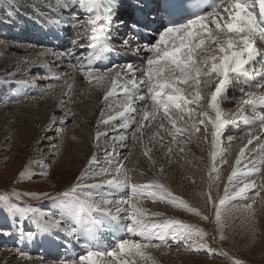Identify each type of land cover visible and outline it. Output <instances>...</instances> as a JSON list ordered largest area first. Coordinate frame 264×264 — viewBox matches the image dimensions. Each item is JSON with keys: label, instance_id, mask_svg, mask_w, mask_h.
Returning a JSON list of instances; mask_svg holds the SVG:
<instances>
[{"label": "snow or ice", "instance_id": "snow-or-ice-1", "mask_svg": "<svg viewBox=\"0 0 264 264\" xmlns=\"http://www.w3.org/2000/svg\"><path fill=\"white\" fill-rule=\"evenodd\" d=\"M122 5L123 0H55L56 8L68 13L64 17V26L72 29L69 46L52 53L57 66L67 62L69 70L78 69L89 84L94 83L97 87L109 81L111 87L106 91L104 101L113 96L122 97L116 108L108 106V110L114 114L98 121V126H109L120 121L115 125L116 129L127 130L139 118L135 131L140 132L142 138V130L147 126L145 121L150 123L159 113H163L176 132L182 133L189 130L176 127L173 113H184L185 110L190 120L194 115L198 117V121L193 120L191 125L195 132L204 126L208 133L210 124L212 171L218 180L217 158L227 163L223 160L222 137L229 125L238 122L235 116H227L222 108V104L230 99L229 89L243 83L245 87L239 91L241 97L247 95L248 98L242 99V105H249L254 110L257 107L264 109V92H245V88L264 89V71L255 70L256 62L264 61V0H157L154 10L127 24L135 41L121 33V26L126 23L120 19ZM132 7L137 12H143L147 7L146 0H133ZM141 35L151 39H146L141 45ZM120 53L134 56L139 63L129 60L112 64L106 69L93 66L94 62ZM45 78L60 80L63 77L48 74ZM255 78H259V82L254 83ZM203 88H214V91L202 94ZM204 104L206 107H203ZM254 118L264 127V111H256ZM242 119L247 120L248 117L243 116ZM60 123L66 125L67 121L61 120ZM52 124H55V120ZM62 134V130L57 133ZM101 136L107 137L108 132H96L94 139L97 146ZM113 138L121 142L127 139L125 135ZM188 138L190 140L191 133ZM105 151L109 162L118 155L114 151ZM144 155L152 159L151 148H147ZM243 155L244 149H241L236 166L241 165ZM96 162L94 153L89 165ZM89 171L92 172L91 176L82 174L74 186L53 198V203L61 212L59 218L39 213L38 225L43 231L59 230L84 249L78 256L64 259L60 264H136V258L152 260L146 250L149 247L159 249L167 246L165 241L169 237L183 243L189 251L210 250L205 241L208 234L199 227H175V221L147 219L149 215L159 216L160 213H148L141 206L143 199L177 207L185 204L162 182V178L145 184H130V177L122 164L115 168L100 167L96 171L89 168ZM162 171L160 169L161 174ZM239 171L233 167L227 178L229 184L241 183ZM252 171L259 170L249 169V172ZM107 176L111 178H104ZM89 178L98 179V182L83 183ZM256 187L255 182H247L230 191L226 184L223 198L214 201L210 184L208 200L214 204V218L210 220L207 215L201 218L216 225L219 234L214 238H226L223 229L226 227L229 203L245 198L249 190ZM129 188L130 196L116 200L111 198V193ZM255 194L259 196L260 192L256 191ZM16 195L19 199L22 195L36 197L38 194ZM113 203L125 204L127 208L117 207L113 213L110 207ZM245 208L251 209L252 205L246 204ZM27 210L34 214L37 212L34 207ZM187 210L199 214L191 206ZM103 232L113 235V245L104 250L98 246V238ZM117 232L140 239L116 238ZM94 242L96 246H93ZM231 264H244V261L235 258Z\"/></svg>", "mask_w": 264, "mask_h": 264}, {"label": "bare ground", "instance_id": "bare-ground-1", "mask_svg": "<svg viewBox=\"0 0 264 264\" xmlns=\"http://www.w3.org/2000/svg\"><path fill=\"white\" fill-rule=\"evenodd\" d=\"M0 2L1 5H4V3L6 4L4 5V8L7 16H10V19L7 20H5L6 18L2 19V17L0 16V20H4L0 21V31L4 27L7 28V26H16L19 28V30L21 28L26 29V33H29L30 35L28 36L25 34V37L21 39V41H25L24 43L21 42L22 44H18V42L15 41V43L17 42V46H15V43L11 42L10 40L6 41V43L4 42L5 44L0 43V96L3 97V95H6V100L10 101L7 106L1 105L0 107V138H14L13 148L15 149V151H19L21 145L24 143L28 142L29 144H32L34 142V138L38 135L39 132L40 134H45V136H50L51 134H53L56 135L57 141H54L57 144L56 147H54L55 149H57V152L53 158L55 161L53 163L51 162L52 168L54 169L55 173L61 174L62 172L66 171H74L78 173L82 171L85 172L86 170V174L88 176H91L92 172L87 169V166H89L92 171H96L101 167L99 164H97L99 160H96V163L89 165V161L92 159L93 154L95 153L96 155H98L97 148L99 147V152L101 153L100 157L106 158L105 150H107L109 152L114 151L118 154L115 156H119V159H123L121 162H119V160L115 159V156H113L114 159H111L110 165L108 167L104 166V168H115L117 165L122 164L123 168L127 171V175L130 177V184H145L148 183L145 181L150 180L151 178H153V176L162 178L160 174V169H162L164 160L168 156H172V158L175 157L176 160H178L177 158L179 157L180 153H177L175 146L183 142L181 140L183 136L189 137L191 133L190 140L189 138L187 140L188 142H190V144H192L189 147L191 151H189L188 155L183 154V156L193 157L194 154L200 152L199 150L201 149L202 144L199 143L198 139L203 138V141L205 142V144H203V147L205 148L204 156L206 157L207 161L211 162L212 165V148L210 134L211 125H208V133L205 132L204 126H200L201 130L195 132L192 129L191 125L193 120L198 121V117L194 115L190 120L189 116L187 115V110H185L184 113H173V118L176 119V127L182 129L187 128L189 130L182 133H177L176 130L169 123L168 118L164 117L161 113H159L157 115V118L151 121L150 123L148 121H145V124L147 126L144 127L142 130V138L140 132H134L136 128L127 129L133 130L132 132H134L129 134L127 130H117L116 128H112L110 125L109 126L111 128L109 127L107 129H104L107 126L103 124H99L98 126V121H100L101 119H107L108 115L114 114L108 110V106L112 105L114 108H116L117 105L121 103L122 97L113 96L110 97L108 101H104L103 97L106 91L111 87L109 81H105L102 87H97L94 83L89 84L78 69L69 70L67 67V62H65V64L62 66H57V62L55 61V58L52 53L59 52L61 49L68 47L70 42L69 37L72 33L71 28L64 26V17H66L68 13L64 9L56 8L55 0H0ZM14 2H16L15 5ZM132 4L133 0H123V5L120 10V17H125L124 20L128 17V15H130V13L128 12L130 9L128 7H132ZM24 6H26L25 9L23 8ZM21 7L26 12H32L34 18L30 19L22 15L21 12L23 10ZM45 10L49 13L45 14ZM43 14L47 16H44ZM81 16H83V13H81ZM57 20L60 21L59 24L56 23ZM33 21L35 25H33ZM31 25L34 26V31H30ZM128 32L129 31L127 26H121L122 35L128 36L130 39L135 41V38L133 36H130ZM7 35L9 34L7 33ZM42 36H45L44 40H42ZM27 39L30 40L28 41ZM135 46L136 44L133 43V47ZM39 48L40 51H38ZM76 51L79 52L80 50L77 48ZM111 60L112 61L110 65H108L109 62H107L108 66L103 69L111 67L112 64H122L129 60H133L134 62L139 63V60H137L134 56L125 55L122 53L121 55L114 54ZM24 61H28V63H24ZM260 65H262L261 62L258 63L257 67ZM26 66L28 67L27 69H25ZM49 66L52 67V69H48ZM93 66L97 69H102L96 67L95 62ZM40 71H43L44 73L42 74H44L45 76L48 74L62 75L63 78L60 80L52 78H50L51 80L47 79V81L52 82L46 81L47 86L45 85L46 88L49 87V89L51 90V83H64V87L62 89L63 94L61 95V97L55 95V93L53 95L52 93H45V91H39L38 89L33 88L34 85L27 83L28 80L26 81V78L28 77V75H30V73H34L37 76ZM258 71H264V68H260ZM43 76H41V80ZM253 82H259V78H255ZM69 85H71V87H69ZM241 87H245L243 83L237 84L235 85V87H231L228 92V96L230 97V99H228L225 103L222 104L224 113L229 117L235 116L238 121L236 124L229 125L227 130L231 132L228 134L225 133V136L222 137L224 138L228 135L230 136V134H233V137H229L230 139L227 140L226 145L223 146V144L226 142L223 141L224 143H222V148L225 153L223 156V160L227 161V166L228 164H230L231 168L237 167L235 165V161L237 157L240 156V150L244 149V155L243 157H241V163L254 161L253 159L258 156V166L256 169L259 170L260 165L264 164L262 163V161H264V127L261 126V122L258 119H255L254 116L256 111H264V109L257 107L254 110L249 105H242V99H247L248 97L247 95L241 97L239 91ZM201 91L202 94L210 93L214 91V88H203L201 89ZM249 91L254 93H261L264 92V89H258L255 87L245 88V92ZM17 96H20V98L24 100L15 103L13 100H16L15 98H17ZM76 99H79V101H77ZM234 99H237L238 101L236 105L237 109H232L229 107L230 103H232ZM1 102H5V100L1 99ZM137 106L139 107V102ZM70 107L72 108L71 110L73 113H70V115H68V113L60 114V112L62 111L66 112V110ZM203 107H206V104H204ZM241 107L243 108V111H241ZM102 110L104 112L103 117L101 116ZM182 116L183 119H180V117ZM243 116H247L248 119H242ZM71 119L74 120V123L69 128L68 132H64L63 128H66V125H62L60 123L61 120H65L68 122V120ZM53 120H55L54 125L52 124ZM117 122L119 123L120 121H116L112 125ZM138 123L139 118H137V123L133 124L132 127H137ZM161 124L164 125L163 128H161ZM38 125L39 128H37ZM248 125L252 127L258 126V128L256 131L252 129V131L249 132L245 131L247 133L242 136L241 132L244 131L245 126ZM57 127L60 130H58ZM49 128H53L55 132H52L51 130L49 131ZM4 130L7 131L4 132ZM61 130L63 131V134L57 135V133H59ZM97 131H107L108 138H112L111 141H108L109 139L105 140V136H101L99 138V143L100 139L103 138L102 143L100 146H97V143L94 139ZM121 131L126 133L128 135V138H133L135 136V138L138 139L139 145H136V143L132 141V144L136 146L133 148V151H131V154H129V150L131 149L130 145H132L130 142L131 139H126V141L121 142L113 138L124 134L121 133ZM2 132L5 133H3V137L1 136ZM69 132H71V135L69 134ZM178 135H180V137H177ZM239 135H241L240 138L238 137ZM73 137H75V139H73ZM114 140H116V142ZM250 140L252 141V143H249ZM147 148H151L152 159H149V161H151L152 164L155 165V171L148 169V164L144 162L145 160L143 161L140 155L142 153V150L145 151ZM226 154H229V156H226ZM106 161L109 160L106 158ZM216 163H218L219 165L221 164L220 167H218L219 165H216V168L218 170L222 168V166L225 164L221 162L220 157L217 158ZM170 168V171L168 170L169 176L163 177L164 180L166 179V182L173 183L175 185V188H178V191L180 189L185 190V188H189L190 185L189 181L187 180L189 173H187L186 168L180 165L179 162L173 165L171 164ZM256 172L257 176L261 175V172ZM252 174L254 176L248 177L246 178V180L251 179V181H249L252 182L259 178H256V174L254 172ZM104 178H111V176H107ZM180 178L184 179L180 181ZM97 181L98 179L96 180V182ZM37 182L49 183V180L48 178H40ZM256 185L257 187L253 189V191L249 190V192L251 191L252 193H256V191L261 189V195H259L257 200L256 197H252L255 193H251L249 196H246L245 198H249L248 201L241 205L243 206V208H240V212L237 211L239 212L238 215H241L240 219L245 222L244 226L248 222L250 224L251 221L256 218L257 214L255 213V211L258 210V208L261 209L258 203H261L262 201L264 202V178H261V180L257 182ZM94 191L96 190L94 189ZM104 191L107 193L108 190L105 189ZM204 193L206 192L204 191ZM121 194H124V196L130 195V188L122 189L111 193V198L113 200L120 199V197L118 196ZM246 204H251L252 208H245ZM256 204L258 205L256 206ZM48 207L53 208L54 204L51 203L50 205H48ZM110 207L113 213H115L117 207H120L121 209H126L127 205H117L113 203ZM121 215H123V212H121ZM56 216L59 218L61 216V213L56 214ZM256 221L254 222L255 224ZM27 225L29 226L25 227V229H23V227L21 229H18V226L15 223L9 225L0 223V241H3L4 244H11L14 243L16 239V242L20 248L24 250H30L25 254H20L17 251H4L1 252V255L3 256L2 259L5 261L13 260L12 264H60V262L64 259L61 258L60 262H58L59 256L57 255L60 254L59 251L61 252L63 250H59L61 246L52 242L54 239L59 238L60 233L57 232L58 238H54L52 233L48 235L39 233L37 235L30 236V234L37 233L38 230L36 229L38 228L35 227L37 226V222H29L27 223ZM5 231H8L9 233L13 234H1V232ZM52 231L56 233L57 230L53 229ZM108 233L110 232H103L100 236H102L104 239H109L107 237L113 235L112 233L110 235ZM115 235L116 238H135L128 236V234L122 232H117ZM5 237H7V240L3 239ZM99 238L98 246L100 245V247H102ZM60 242L61 241L59 239V243ZM106 244L108 245V243ZM65 245H71V247H69V250L71 251V253L69 254L70 258H74L84 251L81 245H78L75 241L70 240V238H67L65 240ZM40 246L43 248L53 247V259H55L56 262L42 261L43 259L41 257L33 258L31 256L32 251H35L33 249H36ZM93 246H96V242H94ZM171 251L172 250H168L166 248L156 249L149 247L146 252L151 255L152 260L141 261L139 258H136V264H149L150 262H155L158 264H170L172 258L170 259L169 253ZM19 255L22 257H20ZM27 259H29V261H27ZM195 259L199 258L195 257Z\"/></svg>", "mask_w": 264, "mask_h": 264}, {"label": "rangeland", "instance_id": "rangeland-1", "mask_svg": "<svg viewBox=\"0 0 264 264\" xmlns=\"http://www.w3.org/2000/svg\"><path fill=\"white\" fill-rule=\"evenodd\" d=\"M15 4L16 2H14V5ZM4 5L6 4L4 3ZM4 5H1V2H0V7L2 6L0 10V16L2 17V19L6 18L5 20H7V19H10V16H7ZM25 7L26 6H24L23 8L25 9ZM23 8H22L23 13L32 15V12H25ZM0 21H4V20H0ZM11 27L12 26H7V28L4 27L1 29L2 33L0 31L1 33L0 43L5 44L6 41H9V40L14 43L15 41H17L18 44L24 43L25 41H21V39H19L15 35H7L8 33L7 31H10L8 28H11ZM17 42L14 44L15 46H17ZM27 43H32V42H27ZM38 51H40V48ZM27 68L28 67L26 66L25 69ZM48 69H52V67L49 66ZM42 73L44 72L40 71V73H38L37 76L34 73L33 74L30 73V75H28V77L26 78V81L28 80L27 83L34 85L33 88H36L39 91H45V93L46 92L52 93L53 95L55 93V95L61 97V95L63 94L62 89L64 87L63 86L64 83L53 82L54 84L53 83L50 84V87L52 88L50 90L49 87L46 88L45 85L47 82H52V81H47V79H50V78H45L46 76ZM41 76H43L42 80H41ZM1 99L5 100V102H1ZM6 99H7L6 95H3V97L0 96V107L1 105L7 106L9 104L10 101H7ZM15 99L16 100H13L15 103L19 101L21 102L24 100L20 98V96H17V98ZM76 100L79 101V99H76ZM234 100L232 103H230L229 107L232 109H237L236 105L238 101L237 99H234ZM71 109L72 108L70 107L66 110V112L62 111L60 112V114L68 113V115H70V113H73ZM180 119H183V116L180 117ZM73 123H74V120L72 119L68 120L66 124V128H63V131L68 132L69 128L72 126ZM116 124H118V122L115 123L114 125L111 124L110 126L115 129ZM110 126H107L104 129H107ZM37 128H39V125L37 126ZM130 128L134 129L136 127L131 126ZM257 128L258 126H255V127H252L249 125L245 126V129L244 131L241 132L242 133L241 135L244 136L247 132L252 131V130L256 131ZM50 129L52 132H55L53 128H50ZM58 130L60 129L58 128ZM6 131L7 130H4V132ZM127 131L129 134L135 132V130L134 132H132L133 130H127ZM4 132H2V135H1L2 137L5 134ZM230 132L231 131L227 130L226 134ZM70 133L71 132H69V134ZM121 133H124V132L121 131ZM122 135H125L127 137V140L131 139L130 141L131 144H132V141H134L136 145H139L137 138L135 139L128 138V135L126 133ZM232 135L233 134H230V136L228 135L222 138V143L226 142L223 144V146L227 144L228 139L233 137ZM241 135H239L238 137L240 138ZM177 137H180V135H178ZM4 138L5 137H3L2 139L0 138V198H2V200H0V223H4V224L15 223L18 226V229H21L22 227L23 229H25V227L29 226L27 225V223L36 221L37 226L35 227L38 228L36 229L38 231L37 233L30 234V236L37 235L39 233H43L47 235L52 233L54 238L58 237L56 233L53 232L52 230L45 232L39 227L38 225L39 213L43 212L52 218H58L56 214H60L61 212L58 209L57 205L53 203V198L57 197L58 194L63 193L66 190H68L70 186H74L77 183L78 177H80L82 174H86V170L85 172L82 171L78 173L74 171H71V172L66 171V172H62L61 174L54 172L51 162L53 163L55 161L53 158L57 152V149H55L54 147H50V146L56 147L57 145L55 143L57 142L56 135L51 134L50 136H45V134H40L39 132L38 135L34 138V142L32 144H29L28 142L22 144L19 151H15V149L13 148L14 138L12 139L11 138L4 139ZM182 138L181 140L183 142L175 146L177 153H180L179 157L177 158L178 160H176L175 157L172 158V156L166 157L162 165V170H163L162 174L161 173L160 174L162 176V182H164L165 185L177 197H180L185 202V204L177 207V206L164 203V202H159V201L153 202L151 199H143L141 206L147 209L148 213H160L159 216L149 215L147 219L151 221H157V222L175 221L177 222L174 225L175 227L196 226V227H199L200 229L205 230L208 234L205 237V241L210 250L209 251H204V250L189 251L185 248L183 243L174 241L169 237L165 241L167 246H162L161 248L172 250L169 253L170 259L172 258L170 264H211V263L212 264H231L232 260L235 258L242 259L244 261V264H264V202L263 201L261 203H258L261 209L258 208V210L255 211V213L257 214L256 218H254L250 224L248 222L247 223L248 225L246 224L245 226H244L245 222L240 219L241 215L239 216L238 214L240 212L239 211L240 208H243V206L241 205H243V203H246L249 198L248 199L238 198L234 201H231L228 205V207L229 206L230 207L227 209L226 227L223 229V234L226 237L224 240H219L218 238H214V237H218V234H219L216 231V225L214 223H211L210 221H205L201 218L202 215L209 216L210 220L214 218V204L213 202H210L208 200L210 184H211V194H212L213 200L218 201L220 198H223L224 196L226 184L228 185V188L231 191V190H235V188L239 186H242V183H246V181L250 182L251 179L246 180V178L254 176L252 174L253 172L256 174V178L259 177L258 178L259 181L261 180V178H264V164L260 165L258 172L259 173L261 172V175L257 176L256 171L249 172V169L257 168L258 156L253 159L254 161L241 163V165L237 166V168L240 170L239 179L241 183L234 182L232 184H229L227 178L231 174L232 169H233V167L231 168L230 164H228L227 166V163H225L222 166V168L219 169V179L218 180L215 179L216 173L212 171L211 162L207 161L206 157L204 156L205 148L203 147V144H205V142L203 141V138L198 139L199 143L202 144L201 149L199 150L200 152H197V154H194L193 157L183 156V154H186V155L189 154V151H191L189 147L192 144H190V142L187 141L188 137L183 136ZM102 139L103 138L100 139V143L98 146L101 145ZM104 139L105 140L109 139L108 141H111L112 138H108L107 136V137H104ZM114 141L116 142V140ZM233 141H236V140H233ZM135 146L134 144L130 145L131 149L129 150V154H131V151H133V148ZM181 149L183 150L181 151ZM144 152L145 151L142 150V153L140 154L143 161L145 160L144 162L148 164L149 170L155 171V165H153L152 162L149 161V158L144 155ZM97 153L98 155H96V160H99L97 164H99L101 167H104V166L108 167L111 162L106 161V158L100 157L101 153L99 152V147L97 148ZM226 156H229V154H226ZM115 159H118L119 162L123 160V159H119V156H115ZM177 162H179L180 165L184 166L187 170V173H189L187 180L189 181V185L191 187L189 186V188H185V190L180 189L178 191V188L176 189L173 183L166 182L165 181L166 179L164 180L163 178V177L169 176L171 164L173 165V164H176ZM216 165H219V164L216 163ZM220 166L221 164L218 167ZM89 168L90 167L87 166L88 170ZM40 178H46V179L48 178L49 183L37 182ZM155 179H159V178L153 176V178L145 182H150ZM183 179L180 178V181H182ZM258 179L252 182H255L256 184L257 182H259ZM93 182L97 183L98 181L96 182V180H91L90 178L85 179L83 181V183L85 184H93ZM260 190L261 189H259L258 191L260 192ZM204 191L206 193H204ZM251 191H253V189H251ZM251 191L247 193V196H249L252 193ZM17 193H35L38 195L36 197L30 196V195H22L18 199L16 195ZM77 194L81 195V193L79 192ZM121 197H125V196L120 195V198ZM252 197H256V200H257L259 196H256V194H254V196ZM51 203L54 204L53 208L48 207V205H50ZM258 204H256V206ZM188 206H191L192 208L197 209L199 211V214H194L193 212L188 211L187 210ZM29 207L36 208L37 212L34 214L28 211L27 209ZM256 219L258 222L256 221ZM21 220L23 221L22 224L20 223ZM255 221H256V224L254 223ZM59 232L63 236H65V233L61 231ZM1 234H13V233L1 232ZM6 238L7 237L3 239L7 240ZM135 239H140V238L137 236L135 237ZM2 244H4V242L0 241V264H12L13 262V260H8V261L3 260L2 259L3 256L1 255V252H4V251H9V252L15 251L16 252L17 251L20 254L26 253L24 249L19 247V245L16 242V239L14 243L4 244V245ZM47 249L48 248H43L41 246L36 249H33L35 251H32L31 256L33 258L41 257L43 259L42 261L56 262V260L50 257H43L44 253L49 252V250L51 249L53 250V248L48 249V250ZM195 257H198L199 259H195ZM27 261H29V259H27ZM149 264H158V263L150 262Z\"/></svg>", "mask_w": 264, "mask_h": 264}]
</instances>
